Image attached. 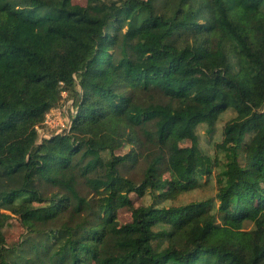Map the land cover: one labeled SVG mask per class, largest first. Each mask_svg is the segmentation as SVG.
<instances>
[{
	"label": "trees",
	"instance_id": "trees-1",
	"mask_svg": "<svg viewBox=\"0 0 264 264\" xmlns=\"http://www.w3.org/2000/svg\"><path fill=\"white\" fill-rule=\"evenodd\" d=\"M86 1L0 0V264H264V0Z\"/></svg>",
	"mask_w": 264,
	"mask_h": 264
},
{
	"label": "rangeland",
	"instance_id": "rangeland-1",
	"mask_svg": "<svg viewBox=\"0 0 264 264\" xmlns=\"http://www.w3.org/2000/svg\"><path fill=\"white\" fill-rule=\"evenodd\" d=\"M72 3H76L79 5L85 6L87 1L86 0H71ZM107 2L113 0H105ZM70 112L74 113L75 109L72 104V99L68 96V93L63 91L62 97L60 102L57 104L56 107L50 109L45 116V120L43 123L38 127L39 130V139L43 137H48L52 133L61 132V131H68L70 126ZM230 117V112L226 111L220 117L219 122H217L215 126V131L211 135H204L203 129L199 130L202 142L201 145L204 147L211 155L215 154L214 143L217 142L221 137V121H224ZM202 132V133H201ZM175 142L178 145H186L189 143L186 137L176 138ZM131 143H124L121 147L115 150V153L122 154L126 153L132 148ZM143 164L138 162L137 165L132 167L128 174L136 180H140L142 176ZM204 184L199 187L192 189L191 191H187L181 194L176 201H185L190 199H199L212 196L215 192L214 182H208L209 179L206 177L202 178ZM129 196L132 199V203L134 206H138L141 204H148L151 199L149 195L140 196L134 192H131ZM118 220L120 222H125L129 219L130 213L129 210L125 207L120 208L117 214ZM23 232V228L21 227L18 219L16 216H11L9 219L6 220L5 224L2 227V233L5 239V243L8 246L16 244L21 239V234Z\"/></svg>",
	"mask_w": 264,
	"mask_h": 264
}]
</instances>
